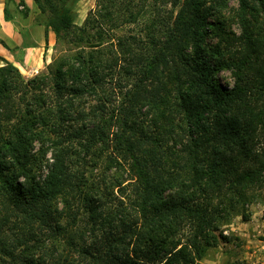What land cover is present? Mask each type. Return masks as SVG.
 Returning <instances> with one entry per match:
<instances>
[{
	"label": "trees",
	"instance_id": "16d2710c",
	"mask_svg": "<svg viewBox=\"0 0 264 264\" xmlns=\"http://www.w3.org/2000/svg\"><path fill=\"white\" fill-rule=\"evenodd\" d=\"M34 1L47 14L38 20L55 31V45L71 36L85 42L76 53L54 59L27 79L11 62L0 66V253L18 257L17 248L26 250L30 240L41 242L37 227L68 232L63 218H74L73 200L84 198L81 155L75 147L79 142L87 153L100 145V150L113 147L129 155L138 181L134 203L143 218L141 227L137 218L116 223L88 245L70 235L82 257L79 264H196L209 247L227 239L217 233L221 214L236 211L249 219L238 208L260 198L264 186V20L258 17L264 0H240L244 32L229 48L205 42L213 6L205 0H173L162 26L154 24L148 32L145 48L118 38L121 64L113 38H105V20L91 24L88 16L78 26L66 0ZM19 3L26 14L24 0ZM102 7L106 11L99 16L118 20L114 5ZM223 68L232 71V86L216 78ZM123 73L136 76L134 89L125 91L128 105L108 115L106 93ZM84 96L95 97L97 105L78 110L75 101ZM138 102L154 108L159 117L152 133L135 118ZM178 112L183 124L174 121ZM176 126L184 132L182 154L158 158L159 137ZM229 191L234 194L228 201L221 199ZM91 207L95 210L93 203ZM186 226L192 233L184 241ZM8 227L14 229L12 235ZM66 257L24 260L69 264Z\"/></svg>",
	"mask_w": 264,
	"mask_h": 264
},
{
	"label": "rangeland",
	"instance_id": "374dc122",
	"mask_svg": "<svg viewBox=\"0 0 264 264\" xmlns=\"http://www.w3.org/2000/svg\"><path fill=\"white\" fill-rule=\"evenodd\" d=\"M205 2L208 6L214 7V12L209 17L211 28L205 40L207 46L232 47L237 42V38L244 32V25L238 14L240 0H205ZM66 3L71 7L74 23L78 26H83L88 16L91 24L105 20V38L107 40L113 38L111 40L115 44V48H113L120 53L118 64L124 63V53L117 45L118 38H127L139 50L144 46L146 47L149 44L148 32L154 24H156V29L161 27L162 23L160 21H162V18L167 17L173 9V0H66ZM106 4L109 6L114 5L118 16L116 22L107 21V18L99 16L100 10L105 13L106 10L103 9L102 5L106 6ZM39 16L45 19L47 14H42L39 8ZM247 16L253 21L251 15L248 14ZM258 17L259 21L264 20V11L261 10ZM156 32L160 34L159 30ZM222 34L225 36L230 35L234 40L222 41L220 36ZM80 39L71 36L67 43L55 45L51 61L61 56L76 53L85 42ZM109 47L112 49L111 46ZM47 64L38 72L45 70ZM38 72L31 75L22 74L27 79ZM122 76L125 77L120 78V83H117L116 78L112 81V86L115 88L113 90L109 89L106 93L108 97L106 103L110 107L109 112H107L108 115L111 112L112 115L114 112L117 113L122 105H128L125 91L131 88L134 89L136 76L126 75L125 73ZM216 78L222 84L229 86H232L235 81L232 71L228 68L221 69ZM152 86L151 82L147 85L148 88ZM170 100H174V98L171 97ZM97 102L98 100L95 97L84 96L75 101V107L78 110L85 109V111H89L91 107L97 105ZM133 110L135 118L139 120L141 125L145 126L151 133L153 130L155 131L154 123H160V120L154 114V108L149 107L148 104L138 102ZM164 120V118L161 119V123ZM174 121L184 123L179 112L176 114ZM116 129L117 126L115 125L112 130ZM183 133L182 129L176 126L171 134L168 133L164 137L160 136V145H157V147L161 150L158 152V148H156V156L158 158L160 155L163 157V154L167 153L166 158L168 157L169 160L170 157L182 154L180 151L182 148L180 138ZM153 135H156V133H153ZM157 143L158 141L155 142V144ZM149 145L152 146V144ZM75 147L81 155L78 160V163H80L78 167L84 173V184L81 185L80 192L84 198L80 196L82 202L78 200L79 198L73 200L74 218L69 216L63 218L62 223L68 228V232L60 234L53 232L50 228L37 227L35 232H37L41 242L30 240V247L26 250L24 246L17 248L14 254L18 257L0 253V264H27L24 260L26 256L37 260L41 258L42 260L60 259V261L67 256L66 258L70 263L79 264L82 262V257L70 244V235L76 243L81 241L88 245L97 241L102 235L105 236L103 233L111 229V226L116 225V223L122 224L124 221L131 223L137 218L135 221H140L139 227H141L143 218L134 203L138 181L134 176V172L130 169L131 159L129 155L113 147L100 150V145L88 153L79 142L76 143ZM82 161L83 164H81ZM171 164L173 163L169 162V165ZM233 194V191H229L227 196L224 195L221 199L228 201V198ZM260 194V198L255 202L238 208L249 213V219H244L241 214H236V211L221 214L224 216H220V219L217 220L216 224L219 227L217 233L221 232L227 239L221 240L216 246L209 247L204 257L196 264H264V186L260 189ZM221 199L216 198L215 203H219ZM92 203L95 210L91 207ZM63 205L64 198H61L59 207H63ZM13 231L14 229L7 228V233L10 235ZM183 233L182 239L187 241L192 230L186 226ZM129 239L127 240L129 241Z\"/></svg>",
	"mask_w": 264,
	"mask_h": 264
},
{
	"label": "crops",
	"instance_id": "0c3cea01",
	"mask_svg": "<svg viewBox=\"0 0 264 264\" xmlns=\"http://www.w3.org/2000/svg\"><path fill=\"white\" fill-rule=\"evenodd\" d=\"M0 0V66L11 62L25 75H31L52 60L56 33L38 20L39 8L34 0ZM9 17L6 16V10Z\"/></svg>",
	"mask_w": 264,
	"mask_h": 264
}]
</instances>
